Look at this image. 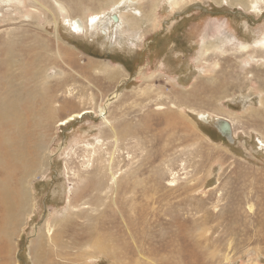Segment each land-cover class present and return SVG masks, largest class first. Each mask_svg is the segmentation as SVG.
<instances>
[{
	"label": "rangeland",
	"instance_id": "obj_1",
	"mask_svg": "<svg viewBox=\"0 0 264 264\" xmlns=\"http://www.w3.org/2000/svg\"><path fill=\"white\" fill-rule=\"evenodd\" d=\"M173 1L0 0V99L42 141L0 264H264V4Z\"/></svg>",
	"mask_w": 264,
	"mask_h": 264
},
{
	"label": "bare ground",
	"instance_id": "obj_2",
	"mask_svg": "<svg viewBox=\"0 0 264 264\" xmlns=\"http://www.w3.org/2000/svg\"><path fill=\"white\" fill-rule=\"evenodd\" d=\"M224 1H227V3L231 6L242 7L248 12H250V10L252 9H255V11H258L257 9L260 8L259 5L261 6V4L262 5L264 4V0H215V2L217 3L224 2ZM190 2L191 0H182V1L174 0L172 2V7L174 9H179V8L181 9L182 7L186 6ZM150 13H151V16L149 17L151 18L155 17L156 10L153 9L152 12ZM118 18H119V23H114L112 20V16H110L111 22L114 23L115 25H119L122 22V18L120 16H118ZM151 21H154V20H151ZM104 25H109V24H104ZM72 26H74V29H76V31L78 32L79 31L82 32L83 29H85L84 23L81 19L74 21V23H72ZM104 31L105 33H103V35L107 36L106 30ZM254 44L259 45L264 49V37L259 40H256V43L254 42ZM246 47H248V45ZM212 50L219 51L220 48L217 44H212V43L205 44L204 43V45L202 46V50H201L202 51L201 58L203 59L210 52H212ZM223 57L225 58V55ZM93 67L94 65H92V68ZM99 68L102 70V73H104L108 77V79H110L111 81H113L115 78H120L124 74V72H122L121 69H116L112 65H109V64H101ZM35 97L37 99L44 97L41 100L43 105H45L43 100L48 101L46 102L47 115L50 117L52 109L50 108L49 102L50 103L55 102L56 98L53 96L51 97L41 96L39 93H37ZM4 98L6 99V97ZM5 99H0V102L5 101L3 104H0V122L3 121V119L13 120V125L19 128L18 131H20L21 134H19L14 140L8 139L9 141L7 142L2 141L3 145H1L0 147V209L3 212L2 216H0V235L1 234L6 235L8 232L11 233L10 231H15L17 228L16 225L19 226L18 221L20 217H22V214H25L27 211H29L30 200L28 197L27 179L29 176L31 175L33 176L34 171L37 170V166L40 163V161L37 158V155L39 154L38 147H41L39 142L42 143V141L40 140L36 141L32 137L30 138L27 137L30 134L31 129L34 126H38V125L31 124V122H33L32 120L25 119L24 115L22 114L21 101L19 100L17 103L14 102L12 104V103L7 102V100ZM87 113H90V111H84V112L82 111L78 114H74L70 116L69 119L66 120L65 124L74 120L75 116L80 117L82 114H87ZM200 119L202 121H208L206 115H204L203 117L201 115ZM218 120L220 119H217L216 122ZM25 121L26 123H29L26 131H24L25 126L22 125L24 124ZM111 131H112L113 136L116 137L117 136L115 132L116 130L112 129ZM26 138H28V140ZM97 242L99 246L105 247V244L101 239L97 240ZM4 243L6 244L7 242L4 241ZM35 254H36L35 256L36 261L41 263L42 261L40 262L38 258H40V256L42 257L43 255L42 250L39 248L38 250L35 251Z\"/></svg>",
	"mask_w": 264,
	"mask_h": 264
},
{
	"label": "water",
	"instance_id": "obj_3",
	"mask_svg": "<svg viewBox=\"0 0 264 264\" xmlns=\"http://www.w3.org/2000/svg\"><path fill=\"white\" fill-rule=\"evenodd\" d=\"M112 20L114 23H119V18L116 15L112 16ZM103 33H105L103 31ZM208 122V121H207ZM216 129L220 133L222 137H224L227 141L233 143L234 142V137H233V132H232V126L228 120H223L220 119L216 122Z\"/></svg>",
	"mask_w": 264,
	"mask_h": 264
}]
</instances>
